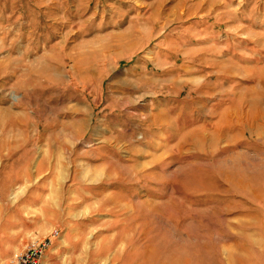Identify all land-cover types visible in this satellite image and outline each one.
Returning <instances> with one entry per match:
<instances>
[{"label":"rangeland","instance_id":"obj_1","mask_svg":"<svg viewBox=\"0 0 264 264\" xmlns=\"http://www.w3.org/2000/svg\"><path fill=\"white\" fill-rule=\"evenodd\" d=\"M2 237L264 264V0H0Z\"/></svg>","mask_w":264,"mask_h":264},{"label":"built area","instance_id":"obj_2","mask_svg":"<svg viewBox=\"0 0 264 264\" xmlns=\"http://www.w3.org/2000/svg\"><path fill=\"white\" fill-rule=\"evenodd\" d=\"M48 243L47 238L32 240L9 256V259L13 264H42L41 256Z\"/></svg>","mask_w":264,"mask_h":264},{"label":"crops","instance_id":"obj_3","mask_svg":"<svg viewBox=\"0 0 264 264\" xmlns=\"http://www.w3.org/2000/svg\"><path fill=\"white\" fill-rule=\"evenodd\" d=\"M10 246H11V241L2 237V240L0 242V251H1V254H5L7 257H5L4 261H1L0 264H6L5 261L10 256V255H8V250H10ZM41 263L44 264L43 259L41 260Z\"/></svg>","mask_w":264,"mask_h":264}]
</instances>
